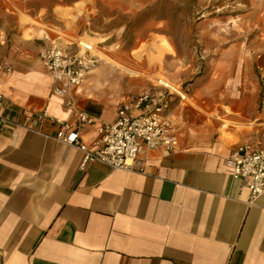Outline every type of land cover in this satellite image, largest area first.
Returning a JSON list of instances; mask_svg holds the SVG:
<instances>
[{
    "label": "crops",
    "instance_id": "crops-1",
    "mask_svg": "<svg viewBox=\"0 0 264 264\" xmlns=\"http://www.w3.org/2000/svg\"><path fill=\"white\" fill-rule=\"evenodd\" d=\"M17 23L11 38L0 35V62L13 68L0 75L3 113L29 125L46 111L75 125L83 112L97 122L80 129L93 147L98 126L116 119L100 88L108 67L98 69L100 60L82 86L58 96L40 54L70 41ZM175 101L180 147L146 154L144 173L83 168L76 148L14 125L0 132V264H264V194L252 200L232 178L235 146L219 128L185 121ZM248 143L264 145V129Z\"/></svg>",
    "mask_w": 264,
    "mask_h": 264
},
{
    "label": "rangeland",
    "instance_id": "rangeland-1",
    "mask_svg": "<svg viewBox=\"0 0 264 264\" xmlns=\"http://www.w3.org/2000/svg\"><path fill=\"white\" fill-rule=\"evenodd\" d=\"M17 20L52 38L95 41L133 71L98 55V69L108 67L101 92L115 110L154 96L165 79L190 98L175 101L185 121L207 118L233 146L264 129V0H0V35L16 34Z\"/></svg>",
    "mask_w": 264,
    "mask_h": 264
},
{
    "label": "built area",
    "instance_id": "built-area-1",
    "mask_svg": "<svg viewBox=\"0 0 264 264\" xmlns=\"http://www.w3.org/2000/svg\"><path fill=\"white\" fill-rule=\"evenodd\" d=\"M66 47L51 45L40 54L48 74L54 81V93L68 97L82 86L87 75L100 62L96 47L80 37L69 40ZM13 68L0 62V75L11 74ZM163 92L150 96L129 98L117 108L113 123L98 126L100 139L93 147H88L81 136V127L97 122L80 112L76 124L58 120L46 111L32 115V123L25 124L3 113L4 96L0 94V132L14 125L29 132L51 138L83 153V168L88 164L101 163L114 170L144 173L143 158L150 152L173 153L180 147L179 129L175 124L173 102L188 96L183 88L171 89L162 81H157ZM71 105V103H70ZM47 124L57 125L54 136L43 131ZM227 167L234 180L241 181L248 188L252 200L264 194V145L241 144L234 148L228 158Z\"/></svg>",
    "mask_w": 264,
    "mask_h": 264
},
{
    "label": "bare ground",
    "instance_id": "bare-ground-1",
    "mask_svg": "<svg viewBox=\"0 0 264 264\" xmlns=\"http://www.w3.org/2000/svg\"><path fill=\"white\" fill-rule=\"evenodd\" d=\"M88 42L92 43L93 45H98L99 43L97 42H93V41H89L87 40ZM96 47V53L97 55H101L103 57V60H105V65L107 66H110V67H113L115 69H122L123 72H125L126 74H133V71H131L130 69L124 67V66H121L120 64H118L117 62H115L113 59L109 58L107 55H105L100 49L98 46H95ZM168 52H173V49L171 47H169V49L167 50ZM95 72H98V71H95ZM158 81H162L164 82L165 84H167L171 89L173 90H176L178 91V86L175 85L174 83H171L169 80H165V79H159ZM183 99L187 102H191L190 101V98L186 95L183 94Z\"/></svg>",
    "mask_w": 264,
    "mask_h": 264
}]
</instances>
